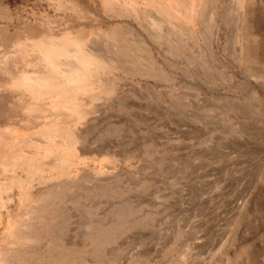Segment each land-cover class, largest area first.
Instances as JSON below:
<instances>
[{"label": "rangeland", "instance_id": "obj_1", "mask_svg": "<svg viewBox=\"0 0 264 264\" xmlns=\"http://www.w3.org/2000/svg\"><path fill=\"white\" fill-rule=\"evenodd\" d=\"M98 1L0 0V264H264V0Z\"/></svg>", "mask_w": 264, "mask_h": 264}, {"label": "bare ground", "instance_id": "obj_2", "mask_svg": "<svg viewBox=\"0 0 264 264\" xmlns=\"http://www.w3.org/2000/svg\"><path fill=\"white\" fill-rule=\"evenodd\" d=\"M45 38V37H43ZM39 40V38H38ZM49 40V39H48ZM34 43V42H33ZM32 45V44H31ZM53 47V46H52ZM60 50V49H58ZM63 51V50H61ZM79 51V50H78ZM38 53V52H37ZM88 53V52H87ZM40 54V53H39ZM60 54V53H59ZM62 54H65L64 52ZM56 55V54H54ZM90 55V54H89ZM78 56L80 59H83L84 61H88L89 63H92L93 64V60L92 58H90L89 56L87 58H85V55L83 54H78L76 55ZM58 57V56H57ZM62 57V56H61ZM41 58V57H40ZM59 59V58H58ZM38 63V62H37ZM99 63V62H98ZM102 64V63H101ZM97 65V64H96ZM99 65V64H98ZM59 67V66H58ZM53 67L51 66V68H48V71L47 73H39V74H30V73H27V72H24V74L22 75L21 79H20V82L21 81H26L27 83L30 84V88H28V91L31 92V97L32 99H36L38 97V90L40 88H46V87H49V85H52L54 84L56 81H57V78H58V73H55L53 72ZM56 69V68H55ZM58 70V69H57ZM96 70V69H95ZM65 72V71H64ZM67 72V71H66ZM92 72V71H90ZM83 71L78 68V67H74L73 68V71L72 73L70 74L69 73V78L66 82L70 81L71 84L72 83H75L77 84L78 81H79V78L80 76L82 75ZM60 74V73H59ZM67 75V74H66ZM61 75H59V78H60ZM62 76H64V74H62ZM65 78H67L65 76ZM19 81H17L18 83ZM22 83V82H21ZM65 83V82H64ZM13 84V83H12ZM63 84V82H61L59 85ZM17 85V84H16ZM22 85V84H21ZM57 85V84H56ZM69 86V85H68ZM75 86V85H74ZM17 87V86H16ZM19 87V86H18ZM25 87V86H24ZM23 87V88H24ZM56 87V86H54ZM61 89L63 88V86H59ZM65 87V86H64ZM70 87V86H69ZM73 87V86H72ZM10 88V87H9ZM14 88V87H13ZM49 89V88H47ZM44 90V89H43ZM42 90V91H43ZM52 91V90H51ZM69 91V90H68ZM44 92V91H43ZM53 92V91H52ZM58 92V91H57ZM25 93V92H23ZM30 94V93H29ZM45 95V93H44ZM26 96V95H25ZM45 97V96H44ZM65 99V98H64ZM2 150V149H1ZM0 150V151H1ZM11 151V150H10ZM6 158V157H5ZM16 160V158H15ZM8 161V160H7ZM23 165V164H21ZM14 166V165H13ZM16 166V165H15ZM1 167V166H0ZM2 184V183H1ZM4 202V201H3ZM3 204V203H2ZM1 205V204H0ZM5 251V250H4ZM2 253V252H1ZM7 253V252H5ZM7 255V254H6ZM8 256V255H7ZM10 256V255H9ZM7 258V257H6ZM10 258V257H9ZM12 258V257H11ZM15 258V257H14ZM11 260V259H10ZM10 260L8 259V261L10 262ZM4 262V261H3ZM12 262V261H11ZM5 264V263H4Z\"/></svg>", "mask_w": 264, "mask_h": 264}, {"label": "crops", "instance_id": "obj_3", "mask_svg": "<svg viewBox=\"0 0 264 264\" xmlns=\"http://www.w3.org/2000/svg\"><path fill=\"white\" fill-rule=\"evenodd\" d=\"M96 1L97 0H93V2H95L96 3ZM104 1L105 0H103L102 1V6H103V9H104ZM119 1V4L120 5H122L123 3H125L126 5L125 6H128V7H131V8H134V7H136V8H138V7H141V6H143V5H145L147 2L146 1H144V0H118ZM98 2H100V0L98 1ZM151 4H152V2H151ZM89 10V9H88ZM90 11V10H89ZM78 12V11H77ZM103 12L104 13H112V12H110V11H106L105 9L103 10ZM24 74V73H23ZM21 77H22V75H20V76H17L13 81H12V83H13V86H11L12 88L14 87V88H16V89H19L20 90V93H21V96L23 95V97H30L31 98V92H29L28 91V89H26V88H23V84H24V81H21L20 82V79H21ZM17 81H19L18 83H17ZM12 83H10L11 85H12ZM17 84V85H16ZM22 84V85H21ZM17 86V87H16ZM19 86V87H18ZM2 89H4V88H2L1 86H0V90H2ZM6 90V89H5ZM23 92H25V93H23ZM30 93V94H29ZM26 95V96H25Z\"/></svg>", "mask_w": 264, "mask_h": 264}]
</instances>
